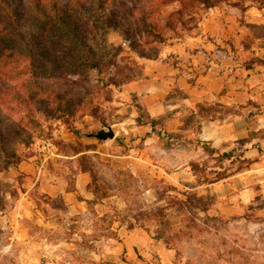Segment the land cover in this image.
Listing matches in <instances>:
<instances>
[{
  "label": "rangeland",
  "instance_id": "rangeland-1",
  "mask_svg": "<svg viewBox=\"0 0 264 264\" xmlns=\"http://www.w3.org/2000/svg\"><path fill=\"white\" fill-rule=\"evenodd\" d=\"M107 7L120 25L92 43L107 67L44 83L83 108L0 106V264H264V0L202 10L150 44L142 16L162 26L177 4ZM106 126L112 141L82 136ZM192 163L226 177L199 185Z\"/></svg>",
  "mask_w": 264,
  "mask_h": 264
},
{
  "label": "trees",
  "instance_id": "trees-1",
  "mask_svg": "<svg viewBox=\"0 0 264 264\" xmlns=\"http://www.w3.org/2000/svg\"><path fill=\"white\" fill-rule=\"evenodd\" d=\"M232 0H159L161 5L177 4L167 14L162 26L146 12L141 21L144 42H163V31L176 32L196 28L202 10L218 7ZM109 0H0V106L13 109L10 99L31 112L32 103H44L52 117H72L85 102L44 88L52 79L76 83L89 72H100L105 61L94 53L92 43L120 25L115 14L108 13ZM91 41V44L90 42ZM140 55V47L132 46ZM115 61H110L112 66ZM104 70H107L104 68ZM126 80L129 78L125 77ZM109 84H113L109 81ZM10 85H16L10 87ZM11 92V93H10ZM11 94V95H10ZM46 100V101H45ZM45 101V102H44ZM1 136V135H0ZM209 158L232 165V152L221 153L202 142ZM191 171L199 185L226 177V169L206 173L205 167L192 163ZM173 190V189H172ZM133 229V227L129 228Z\"/></svg>",
  "mask_w": 264,
  "mask_h": 264
},
{
  "label": "water",
  "instance_id": "water-1",
  "mask_svg": "<svg viewBox=\"0 0 264 264\" xmlns=\"http://www.w3.org/2000/svg\"><path fill=\"white\" fill-rule=\"evenodd\" d=\"M82 136L88 139H94L97 141H112L115 138V132L110 126H106L97 130L95 133H82Z\"/></svg>",
  "mask_w": 264,
  "mask_h": 264
},
{
  "label": "crops",
  "instance_id": "crops-1",
  "mask_svg": "<svg viewBox=\"0 0 264 264\" xmlns=\"http://www.w3.org/2000/svg\"><path fill=\"white\" fill-rule=\"evenodd\" d=\"M223 98V97H222ZM223 100V99H222ZM212 127H216L215 125H211ZM122 228H119L118 231H120ZM137 234V229H132V230H127L125 231L124 234V238H123V244L125 246V248L127 249V251L129 252L130 250H133V248L131 247V241L132 238Z\"/></svg>",
  "mask_w": 264,
  "mask_h": 264
},
{
  "label": "built area",
  "instance_id": "built-area-1",
  "mask_svg": "<svg viewBox=\"0 0 264 264\" xmlns=\"http://www.w3.org/2000/svg\"><path fill=\"white\" fill-rule=\"evenodd\" d=\"M53 148V145L50 141H44L42 145V152L43 153H50L51 149Z\"/></svg>",
  "mask_w": 264,
  "mask_h": 264
}]
</instances>
